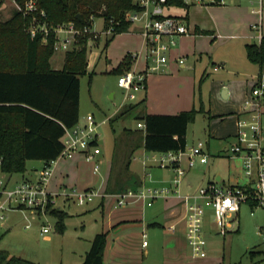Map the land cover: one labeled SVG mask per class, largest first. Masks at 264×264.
<instances>
[{
    "label": "rangeland",
    "instance_id": "obj_1",
    "mask_svg": "<svg viewBox=\"0 0 264 264\" xmlns=\"http://www.w3.org/2000/svg\"><path fill=\"white\" fill-rule=\"evenodd\" d=\"M258 4L259 0H243L234 5L229 2L224 3L223 0V2L189 6L188 13L191 22L197 21L201 30L213 28L221 34V37L212 40L199 37L196 47L203 48L200 50L202 51L201 59L196 58L194 68L185 67L183 70H179L180 68L177 70V67H174L171 72L174 78L179 80H190V77H193L194 103L191 107L201 109L187 125L185 149L199 140L204 143L208 142L207 162L196 164L186 172L180 184L181 191L194 190L198 185H204L207 181L215 179L217 174L224 179V182L221 183L228 184L235 181L238 185L249 183V178L244 176L241 171L240 158L229 157L222 150L224 146H229L234 138L231 134L220 135L231 131L233 127L231 118L234 114L231 111L243 104L249 95L255 76L260 71L257 72V63L244 57V41L249 42L252 39H242L238 36L240 33H252L250 23L255 15L251 12V8H256ZM10 5L11 0H3L0 8L8 9ZM175 11L178 9L176 8ZM262 11L264 33V6ZM6 17L5 13H0V19L3 20ZM33 21L32 19L27 29L34 23ZM102 25V18L94 17L91 29L100 32ZM107 36L100 32L99 37L89 39L86 71L79 75L78 119L82 122L85 115L91 113L97 123L100 154L96 158L99 161V170L94 172L93 162L82 157L79 168L83 171L84 180L79 178L70 184L61 185L57 190H51L60 192L62 187H65L82 191L89 187L96 190L99 195L92 197L84 204L76 203L74 198H66L61 194L55 195L52 209L61 210L64 213L61 217L60 227L58 218L53 213L35 217L29 209L7 212L3 222L4 226L0 227V248L7 250L10 254L20 255L40 264H76L80 255H83L87 248L89 239L95 232L102 231V222L106 221L108 215L112 212L115 214L126 206H115L112 195H102L104 193L103 177L107 159L109 160L111 157L113 140L123 127L135 128L137 121L134 118L136 110L121 118H114L110 121L108 119L121 104L128 102L123 99L124 89L117 84L120 74L113 72L112 69L127 54L131 57L130 69L135 68L136 71H139L145 68V47L141 46L140 36L135 33L133 26L129 31L114 34L108 44L103 47ZM200 42L203 43V46ZM62 54L63 52L59 50L53 53L50 58L51 67L60 68L62 66V62H60ZM203 62L208 74L202 75ZM216 64L219 65V68L213 71L212 66ZM190 68L192 70H189ZM223 88L227 91L230 89V95L224 97L222 95ZM134 93L133 101L140 96L141 90ZM260 126L264 135V110L261 106ZM160 153L162 152L148 151L140 147L131 156L129 170L133 175L145 180L144 186L163 185L172 175V168L153 165L155 163L146 158L147 155L149 157L151 154L159 155ZM218 153L220 155H217ZM179 159L180 166L186 169L185 154H181ZM143 161L152 166L145 167ZM122 162H120L121 166H123ZM33 163L38 164V161H26L27 166ZM145 172H148V175ZM158 180L161 183L155 182ZM128 188L123 187L117 192ZM101 199H103V208L99 207ZM212 213L211 205L204 204L203 230L207 242L205 257H192L191 249L186 241L183 221H179L172 231L165 227L146 226L148 255L145 257L141 246L142 237L139 233L141 225L139 221L131 220L123 223L124 228H122L128 233L129 259L141 261L142 264H264V252H262L264 250V232L261 230L264 225L263 206H251L247 201L241 202L238 212L234 214L235 222H232L231 227L224 235L216 232L212 223ZM143 220L145 221V218ZM27 221L30 222V225L24 227V223ZM42 223L49 225V231L45 233L49 236L48 238H45V234L41 233ZM107 233L105 245L107 235L110 239L112 231L108 230ZM171 235H174L176 239H181V242L176 243L178 252L175 253L169 251L171 244L168 239Z\"/></svg>",
    "mask_w": 264,
    "mask_h": 264
},
{
    "label": "trees",
    "instance_id": "obj_2",
    "mask_svg": "<svg viewBox=\"0 0 264 264\" xmlns=\"http://www.w3.org/2000/svg\"><path fill=\"white\" fill-rule=\"evenodd\" d=\"M15 1L22 6L26 0ZM33 1L36 10L23 14L16 9L10 18L0 21V171L7 177L22 174L28 160H40L43 165L54 159L62 148L64 129L78 122L79 75L86 71L89 38L80 36L65 51L62 66L53 68L49 60L57 36L52 28L70 21L80 27L91 26L94 17H101L103 28L112 27L111 34L105 37V47L114 34L127 31L132 24L125 20V12L137 9L133 0ZM168 2L185 6L181 0ZM32 19L45 22L49 29L31 35L27 26ZM245 47L248 60L264 66L263 42ZM130 65L127 54L112 71L121 74ZM142 101L124 105L109 121L133 112ZM199 111L194 107L176 113L136 111L134 118L143 126L123 129L137 135L125 153L123 168L139 145L148 151L183 150L187 125ZM247 202L255 205L254 201ZM50 213L57 216L60 227L64 213L57 209ZM104 245L105 233H95L80 264H102ZM0 264L38 263L0 248Z\"/></svg>",
    "mask_w": 264,
    "mask_h": 264
},
{
    "label": "built area",
    "instance_id": "obj_3",
    "mask_svg": "<svg viewBox=\"0 0 264 264\" xmlns=\"http://www.w3.org/2000/svg\"><path fill=\"white\" fill-rule=\"evenodd\" d=\"M185 6L193 4H210L223 2V0H181ZM17 10L26 14L36 10L33 0H26L20 6L15 0ZM137 9L125 12V20L141 25V36L145 47L146 66L142 70L129 69L121 73L117 78V84L124 89L123 99L133 100L135 91L144 89L146 74L160 69L168 60V51L176 43V37L185 35L189 28L179 15L167 12L169 8L177 5L168 0H133ZM260 3V1H259ZM261 5L253 9L259 14L257 22L250 23L256 31L257 37L262 38L260 23ZM43 15V11L39 12ZM35 20V19H33ZM28 28L31 35L37 30L47 31L49 28L45 22L33 21ZM92 24V23H91ZM57 39L54 49L67 48L74 45L80 36L87 35L91 39L99 37L102 32L111 34L112 27L109 25L100 32L91 29V26H76L72 21L61 23L52 28ZM133 56V55H132ZM178 63L183 62L182 57L177 58ZM264 99V70L259 71L250 87L249 95L242 104V112L245 116L236 120L234 141L227 147L229 157H238L241 160V171L249 178L246 185L225 184L217 179L207 181L204 185H198L194 190L181 191L180 184L186 174L187 168H193L196 164H204L208 160L205 143L197 141L187 149L179 151H164L157 157V165L170 167L173 174L167 183L158 186H143L138 189L128 188L121 192L104 194L112 195L117 206L126 205L130 202L142 201L149 205L157 197L175 195L183 207V219L185 222L186 241L193 256L203 257L206 255V239L204 237L203 205L209 204L213 209L212 219L215 230L224 235L232 222L239 206L243 201H254L255 206L264 207V135L260 126V106ZM142 127V122L136 123ZM97 123L91 113L84 117L83 123H75L65 128L61 136L62 148L58 155L48 163L43 164L32 177H24L19 181L9 183L0 171V227L3 226L6 214L9 211L29 209L35 217L50 213L55 195H63L66 198H74L76 203L84 204L99 193L86 188L76 191L74 188L62 187L60 192H53L48 188V182L52 175L53 165L59 158H69L74 153H80L87 161L93 162V171L98 172L99 162L96 156L100 153L98 145L99 132ZM185 154L187 168L180 166V155ZM30 222L24 223L28 227ZM169 228H173L170 225ZM41 233L49 231L48 224H41ZM264 232V225L261 227ZM142 245H146V233L142 232Z\"/></svg>",
    "mask_w": 264,
    "mask_h": 264
},
{
    "label": "crops",
    "instance_id": "obj_4",
    "mask_svg": "<svg viewBox=\"0 0 264 264\" xmlns=\"http://www.w3.org/2000/svg\"><path fill=\"white\" fill-rule=\"evenodd\" d=\"M240 1H243V0H224V3L229 2L231 5H234V4H239ZM259 1H260L259 4L261 5L260 23H261L262 38L259 39L257 37L256 31L250 26L251 27L250 29L252 30L251 34L240 33L238 35L242 39H246V38L252 39L249 42L244 41V47L246 46V44L253 43V44L258 45L260 42L264 43V33L262 30V12H263L262 10L264 6V3H263L264 1L263 0H259ZM257 7L251 8V12L255 15L254 18L252 17V22H257L259 19V14L253 11V9L255 10L257 9ZM176 8L178 9V11H175ZM15 10H16L15 2L14 0H11L10 7H8V9L0 8V13H5V15L7 16L6 19H8L12 16ZM188 10H189V6H183V7L176 6L173 8H169L167 10V12L170 14L179 15L183 17V19L185 20L189 28V32L185 35L176 37L175 45L171 47L170 50L168 51V62L164 64L161 67V69H158L159 71L153 70L146 74L145 88L141 90L140 96H138V98L135 101L128 100V102L121 104L119 108L115 111V113H117L124 105L129 104V103H136L140 99H143V101L136 107L135 109L136 111H144L148 113H176L180 110H186V109L191 108L192 104L194 103L193 77H190V80H187V79L179 80L178 78H174L173 73L171 72L174 70V67L175 68L177 67V70L178 68H180L179 70H183L185 67L194 68L195 66L194 63L196 61V58L201 57L202 51L200 50L203 48V47H200L201 49H199L196 47V41L199 37H206V38H209V40H212L214 38L221 37V34L219 32H216L215 29L213 28H203L201 30L197 24V21H194V23L191 22L189 18ZM6 19H3V20L0 19V21H4ZM132 26L135 29V33L138 34V36H140L141 46H144L142 36H141V25L139 23H132L127 31H129ZM200 43L203 46V43L202 42ZM69 48L70 47L59 48V49L54 50V52L58 50L63 52L60 62L63 63L64 53ZM178 57L183 58L182 63H178L177 61ZM244 57L247 58L246 47L244 51ZM191 68L189 70H192ZM218 68H219L218 64L212 66L213 71L218 70ZM261 69H264V66L257 64V72ZM133 70H136V69L133 68ZM204 73L208 74L206 71L204 62H203L201 74L203 75ZM224 94H226L225 97H227V95H230V89H228V91L226 90V93ZM261 108L264 110V101L261 104ZM78 109H79V106H78ZM231 112L234 113L231 118L233 127L231 131H228L227 133L222 134L220 136L231 134L232 137L235 138L234 134L236 131V120L238 117L245 116V113L242 112V105L237 106L236 109H232ZM111 117L112 116H110L108 119H110ZM79 120L80 119H78V121ZM137 122L138 121H136V123ZM79 123H83V121L82 122L79 121ZM136 123H135V128H141V127H137ZM124 128L126 127H123V129ZM123 129L117 135V137L114 138L113 140L114 143L112 145V150H111V155H110L111 157L109 160L107 159V166L105 170V175L103 177L104 178L103 191L106 192L109 190L110 192H107V193L117 192L121 190V188L123 187L138 189V188L143 187L144 184L146 183L144 179L133 175L128 167L130 164L131 156L134 154L137 148H140V147L143 148L142 145H139L137 148H135L132 151L126 169L123 168L124 167L123 162H125V159H124L125 153L127 152V150L131 148L130 147L131 141L137 137V135H135L134 133H127V132L125 133ZM129 129H134V128L129 127ZM227 147L228 146H224L222 149L223 152H225L226 154H227ZM204 150L205 151L207 150L208 152V142L207 141L205 142ZM99 154L97 156H99ZM217 155H220V154L218 153ZM157 157L158 155L156 154H151L149 157L148 155L146 156V158L150 160V162L155 163L153 165H157ZM81 158H82V155L80 153H74L69 158H59L58 160H56V162L53 165L52 175L48 182L49 190H53V189L57 190L61 185H64L67 183L70 184L74 182L76 179L78 180L79 178L81 180H84L85 176L83 174V171L79 168ZM102 158L104 159V157ZM37 161H38V164L33 163L29 166L26 165L25 171L22 174L12 175V176L7 177L3 173V176L9 180V183L19 181L20 179L24 177H32L37 172V170L42 166V161L40 160H37ZM120 162H122L123 166H121ZM143 164L145 167L152 166L149 163L147 164L144 161H143ZM185 167L187 168L186 162H185ZM190 169L192 168H187L186 170L189 171ZM145 174L148 175V172H145ZM172 174H173V171H172ZM215 179L221 182H224V179L218 174L216 175ZM155 182L156 183L160 182V180L155 181ZM234 183H237V181L228 183V184H234ZM102 206H104L103 199L99 201V207H102ZM183 213L184 211H183L182 204L175 195H169L166 197H157L149 205L143 203L142 201L130 202L126 204L125 207L118 210L117 213L116 212L115 214L114 212L110 213L106 221L102 222V226H103L102 231H99V232H104L105 235L108 234L107 233L108 230L112 231L110 239L107 235L106 245L104 247V251L102 255V264H142L141 261H133L129 259L128 257L130 254V249H129L130 246H128V243H127L128 233L124 229H122L124 228L123 225L126 222L131 221V220L139 221L141 225L139 233L141 234V237H142V232H145L146 237H147L146 226L147 227H155V226L165 227V229L172 231L176 228L177 223L179 221L184 222ZM146 217H147V221H146ZM144 218H145V221L143 220ZM170 225H173L172 229L169 228ZM184 227H185V222H184ZM95 233H98V232H95ZM93 236L91 237V239L93 238ZM44 237L48 238L49 236L45 234ZM91 239H89L87 248L84 250L83 255H80V258L76 262V264H78V262L79 264L81 263L85 252L89 248ZM168 241L170 242L169 244H171L169 251L173 253L178 252L176 248V243L181 242V239L180 238L176 239L174 235H171L169 236ZM141 246L143 247V250H142L143 255L146 257L148 255L147 250H146V247L148 246V242L146 245H142L141 243ZM17 256H20V255H17ZM192 257L203 258V257L193 256V255ZM37 263L40 264L39 262Z\"/></svg>",
    "mask_w": 264,
    "mask_h": 264
},
{
    "label": "water",
    "instance_id": "obj_5",
    "mask_svg": "<svg viewBox=\"0 0 264 264\" xmlns=\"http://www.w3.org/2000/svg\"><path fill=\"white\" fill-rule=\"evenodd\" d=\"M78 15H76V17H77ZM224 93H226V89L225 88H223V93H222V95L225 97V95L226 94H224Z\"/></svg>",
    "mask_w": 264,
    "mask_h": 264
}]
</instances>
